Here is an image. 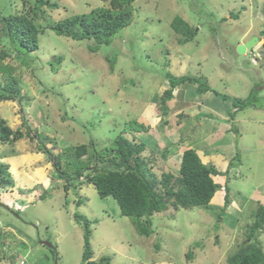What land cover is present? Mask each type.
<instances>
[{
  "label": "rangeland",
  "instance_id": "obj_1",
  "mask_svg": "<svg viewBox=\"0 0 264 264\" xmlns=\"http://www.w3.org/2000/svg\"><path fill=\"white\" fill-rule=\"evenodd\" d=\"M23 1L0 0V7H4V13L26 12L29 5ZM52 1L58 9H45L44 18L38 20L42 28L108 4L101 0ZM132 6L130 25L96 52L89 50L92 41H74L47 28L39 36L38 50L24 55L28 64L17 57L3 62L13 69L11 74L18 80L19 96L23 98L22 102H0V119L11 130H21L24 137L15 142L0 140V167L11 180L0 185V264H21L23 260L26 264H88L83 261V225L87 221L91 230L87 262L108 257L109 264H227V240L231 237L223 235V225L229 219L237 223L235 216L225 212L219 222L217 213L208 208L178 209L172 214L168 211L153 216V234L140 236L130 219L120 214L116 201L100 198L85 178L70 181V186L59 179L39 140L33 133L26 134L23 117L33 132L50 139V143L45 139L42 143L53 155L78 145L100 152L120 135L137 143L142 140L147 147L142 155L155 175L165 170L177 174L176 159L167 164V157H162L164 149L174 151L173 143L170 146L165 140L166 133L154 132L153 122L147 132L150 139L142 133L135 136L138 140H132L133 130L127 131L135 128V123L147 127L141 120L153 107L154 116L162 118L160 99L166 89L161 88L165 73H170L198 79V84L190 81L180 85L187 96H195L193 90L207 84L212 90L205 92L210 93L208 101L216 97L218 107L225 105L230 115L226 122L234 126L233 130L258 136L264 143V49L259 50L261 57L257 58L252 57V49L237 53V42L245 30L249 35H264V0H134ZM175 16L196 33L192 42L178 44L179 37L169 25ZM262 44L256 45L255 56ZM55 57H62V61L53 71L51 62ZM4 78L5 74H0V90ZM249 95L252 107L234 114V100ZM176 100L180 102L181 98ZM174 101L166 104L173 105ZM244 117L251 123L240 122ZM201 119L192 129L188 124L192 120L182 119L189 127L183 140L200 143L205 138L207 128L199 124ZM218 133L212 139H217ZM248 158H259L258 165H252L258 168L252 174L256 179L253 186L263 184L264 153ZM71 163L68 167L72 170L81 166L74 160ZM237 165L235 160L233 166ZM229 179L238 203L245 202L243 218L250 202L242 193L251 192L252 186L243 180L244 176ZM76 215L85 220H78ZM41 242L50 243L53 249ZM262 245L264 249V238Z\"/></svg>",
  "mask_w": 264,
  "mask_h": 264
},
{
  "label": "trees",
  "instance_id": "obj_2",
  "mask_svg": "<svg viewBox=\"0 0 264 264\" xmlns=\"http://www.w3.org/2000/svg\"><path fill=\"white\" fill-rule=\"evenodd\" d=\"M107 7H100L90 11L88 14L72 15L60 21L50 22L46 28L38 24V20L44 18L45 9H58V5L52 0H25L24 4L29 5L26 12L4 13V7H0V74H5V82L0 90V102L19 101L20 87L18 80L13 77L12 68L3 64L6 59L17 57L23 59V63L28 64L25 56H30L39 48V36L45 29H50L57 36L70 38L74 41L88 40L93 42L89 47L91 52H96L103 45H109L113 36L123 28L130 25L133 20L134 0H101ZM170 28L179 38V45L192 42L196 33L182 18L175 16L170 22ZM264 37L263 32L260 33ZM264 49V43L258 49ZM25 55V56H24ZM62 57H55L51 62V70L55 71L61 63ZM165 80L168 81L169 89L162 94L161 123L166 124L162 119L168 116L167 101L172 99L173 89L186 82L193 81L200 83L198 79L187 76H174L165 73ZM198 86V92H207L211 89L207 84ZM212 91V90H211ZM250 95L246 99H235L233 104L234 114L247 107H252L249 101ZM234 116V115H233ZM231 116L233 119L234 117ZM23 124L27 129V136L33 133V137L39 140L42 151L47 153L50 161L53 162L54 172L65 184L72 183V180L85 178V183L92 184L100 198L111 197L119 206L122 216L128 217L135 227L137 233L143 237H149L154 233L152 229V218L155 214L165 213L178 209L188 210L191 208H208L209 202L214 194L221 188L214 183L212 177L217 175V171L210 165L201 162L195 150L189 148L183 151L177 174L171 171H163L160 176L155 175L148 165V160L144 158L146 143L142 140L137 143L128 138L118 136L113 143L104 148L103 151L91 152L86 145L67 147L60 154L53 155L42 143L43 139L50 143L47 136L33 132L23 117ZM137 126L127 130L132 134V140L137 133H147L150 125L145 127L135 123ZM237 132L235 129L233 130ZM156 132V131H154ZM21 130H11L3 119H0V140L4 142H15L21 140L24 135ZM147 137L150 139L149 134ZM144 137L145 140H148ZM164 149L162 157L166 156ZM85 157V159H83ZM68 159V161H67ZM72 160L81 166L72 170L68 166ZM84 164V166H82ZM230 167L233 163H230ZM164 168V167H163ZM6 175V174H5ZM4 175V167H0V185L10 178ZM65 191L68 186L66 185ZM227 190V188H225ZM225 195V204L228 201V190ZM81 201L78 202V206ZM171 211V212H170ZM171 216V215H169ZM220 215L217 219L220 222ZM78 220H85L81 215L75 216ZM264 207L258 206L253 221L247 226L245 240L239 244L235 250L227 256V264H264V251L258 240V234L263 229ZM84 263L88 264H109L110 259L103 257L99 262H87L90 258L88 240L91 235L90 223H84ZM1 238V232H0ZM189 252L186 254L188 256ZM191 254V253H190ZM1 263V259H0Z\"/></svg>",
  "mask_w": 264,
  "mask_h": 264
},
{
  "label": "crops",
  "instance_id": "obj_3",
  "mask_svg": "<svg viewBox=\"0 0 264 264\" xmlns=\"http://www.w3.org/2000/svg\"><path fill=\"white\" fill-rule=\"evenodd\" d=\"M259 10H262V8H259ZM253 37L258 38V44L260 42L264 43V37H261L260 34L257 35L256 33H254L249 35L247 33V30H245L241 34L240 40L237 42V47L246 43ZM198 66L200 67L201 65L198 64ZM167 88L168 86L165 82L161 89ZM175 90L177 94L176 96L173 95V97L175 98L174 104H167L169 116L167 119H162V121H166V124H161V118L159 117V114L156 117L154 116L155 107L151 109L146 119L142 118L141 122H144L146 125H151V123L153 122L154 129L156 132H158V135L166 133L165 140L169 141L168 144L170 146L171 143H173L174 151H167V155L165 156L167 157L165 161L167 164L170 160H173V158H175L179 169L183 151L191 148L196 151L203 164L210 165L216 169L217 175L213 176L212 179L214 183L218 184L221 188L215 193V196L212 198L210 202L211 206H209L208 211H215L218 214L220 213L221 216L222 214L227 212L226 215L231 214V216H235L237 218V223L230 221L231 219H229V223L226 222L223 225L226 228L225 231L222 232L223 235L231 237L230 240H227L228 256L239 244H241L245 240L247 233L246 227L252 223L253 216L257 207L259 205L264 207V188L260 189V187L264 185V183L253 186V184L256 183V179L252 175L253 171H257L258 169L253 166L258 165L260 156L258 159H256V161H251L248 158L249 156L257 154L258 152H260L262 155L264 153V143L261 139L258 138V136L255 137V135H245L243 134L244 132L240 131L239 129H235L237 132L233 133L234 126L232 127L231 124L229 125L228 122H226L227 119H230V115L226 113L225 105L223 104L218 107V99L216 97H210V101H208L210 93L201 92L205 94L200 95V92L195 89L193 90L196 91L195 96H189V94L187 96L184 92V94L186 95L185 97L182 87L179 86ZM174 98H172V100ZM177 98H181V101L178 102L176 100ZM151 118H154V120L151 121ZM200 118H202V121L199 124H204L203 128H207V130L203 132L205 138H203L201 141H198L200 143H196L195 140H192L190 138L183 140V133L189 129L188 124L192 125L190 127V129H192L193 125L195 123L197 124V120ZM182 119H185L188 122H191L192 120V122L185 125L182 122ZM233 121L237 122L235 117L233 118ZM247 121L251 123V121L248 120L247 117L241 119L240 122L244 123ZM207 131L210 133L209 135H207ZM218 132H221V134H219ZM214 133H218L219 137L217 139H212V135ZM139 134L142 133H138V135ZM245 158H247L249 162ZM235 160L238 161L237 167H230V163H233ZM235 173H239V177H235ZM243 176V180L251 184L252 190L249 193H247L246 191L242 193V195L246 196V198L250 202V207L246 208L244 213L245 216L242 218L243 214L241 213L244 208L245 202L243 204L238 203L237 198L232 194V188L230 184L233 183L228 184V181L230 180L229 178L238 180ZM225 188H227L228 190L227 197L229 202L227 204H225V195L227 193V190H225ZM242 188L244 187L242 186ZM238 193L241 194V192L239 191ZM232 195L236 199L233 198ZM212 205L215 207H213ZM263 238L264 224L263 229L258 234V240L262 248ZM216 243H218L217 240ZM218 244H220V242Z\"/></svg>",
  "mask_w": 264,
  "mask_h": 264
},
{
  "label": "water",
  "instance_id": "obj_4",
  "mask_svg": "<svg viewBox=\"0 0 264 264\" xmlns=\"http://www.w3.org/2000/svg\"><path fill=\"white\" fill-rule=\"evenodd\" d=\"M258 42V38L257 37H253L252 39H250L249 41H247L246 43L239 45L237 47V53L238 54H244L246 52V50L252 48L253 46H255ZM43 245L53 249V246L48 243V242H41Z\"/></svg>",
  "mask_w": 264,
  "mask_h": 264
},
{
  "label": "clouds",
  "instance_id": "obj_5",
  "mask_svg": "<svg viewBox=\"0 0 264 264\" xmlns=\"http://www.w3.org/2000/svg\"><path fill=\"white\" fill-rule=\"evenodd\" d=\"M257 44H258V43H257ZM257 44H256V45H257ZM256 45H255V46H253V47H252V48H250V49H253V48H255V47H256ZM250 49H248V50H250ZM255 50H256V49H255ZM246 52H247V50H246ZM252 52L254 53L255 51H252V50H251V53H252ZM253 53H252V55H253ZM252 57H253V56H252ZM165 82L167 83V86H168V88H167L166 90H168V89H169V84H168V81H167V80H165ZM179 86H180V85H179ZM179 86H178V87H179ZM176 88H177V87H176ZM176 88H175V89H176ZM175 89H173L172 98H173V95H174V94H177ZM166 90H165V91H166ZM165 91H163V93H164ZM163 93H162V94H163ZM171 100H172V99H171ZM171 100H170V101H171ZM166 105H167V104H166ZM161 117H162V115H161ZM142 133H144V132H142ZM147 135H148V134H147V133H145V136H147ZM135 136L137 137V136H138V133H137ZM238 174H239V173H238ZM234 175H235V177H239V175H238V176H236V173H235Z\"/></svg>",
  "mask_w": 264,
  "mask_h": 264
},
{
  "label": "built area",
  "instance_id": "obj_6",
  "mask_svg": "<svg viewBox=\"0 0 264 264\" xmlns=\"http://www.w3.org/2000/svg\"><path fill=\"white\" fill-rule=\"evenodd\" d=\"M255 49H256V47L255 48H253L252 49V51H255ZM253 53V52H252ZM255 55L253 54V57H254ZM239 174L238 173H236V176H238ZM23 260V259H22ZM21 264H26V262L23 260V261H21Z\"/></svg>",
  "mask_w": 264,
  "mask_h": 264
}]
</instances>
